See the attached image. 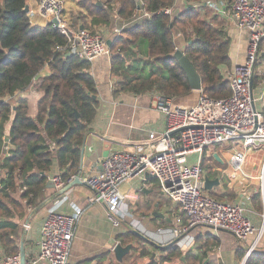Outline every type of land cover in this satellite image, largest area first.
I'll return each instance as SVG.
<instances>
[{
  "label": "trees",
  "instance_id": "obj_1",
  "mask_svg": "<svg viewBox=\"0 0 264 264\" xmlns=\"http://www.w3.org/2000/svg\"><path fill=\"white\" fill-rule=\"evenodd\" d=\"M76 1L90 13L91 25L83 23L82 27L94 32L92 26H110L117 16L130 20L140 0ZM173 1L142 0L151 16L139 26L124 29L113 42L110 52L111 76L116 79L114 95L157 91L166 98H184L192 93L190 82L174 57L175 32H181L187 42L184 51L201 76L204 93L215 99L231 94L222 72L231 65V38L225 27L209 20L208 13L197 8L186 9L178 16L165 14L163 9ZM26 4L27 0H0V150L11 115L8 138L14 145L9 155H1L5 176L0 179V257L2 253L19 252V220L26 216L29 207L36 211L43 206L53 165L58 163L66 185L78 173L85 135L99 105L98 83L89 71L91 63L61 49L68 42L67 36L51 23L33 25L24 11ZM47 64L51 73L39 79L38 88L43 94L36 116H31L28 99L15 97L29 89ZM253 202H262L259 191L253 195ZM126 233L117 236L122 245H127L129 237L142 240L132 231ZM201 241L212 249L220 245V239L209 233L196 237V243ZM151 247L152 250L143 247L141 256H153L157 250L164 254L147 264H164L184 253L186 260L202 256L204 264H208V251L202 255L196 252L202 250V245L196 250L182 249L177 242L169 246L151 243ZM243 255L244 252L238 257ZM246 264H264V248L257 246Z\"/></svg>",
  "mask_w": 264,
  "mask_h": 264
},
{
  "label": "built area",
  "instance_id": "obj_2",
  "mask_svg": "<svg viewBox=\"0 0 264 264\" xmlns=\"http://www.w3.org/2000/svg\"><path fill=\"white\" fill-rule=\"evenodd\" d=\"M37 3V14L49 18V23L67 36V44L60 48L68 55L93 61L110 54L108 40L102 31L93 32L70 25L65 13L66 0H37ZM189 8L210 9L212 16H219L248 34L244 62L236 64L230 72L224 68L231 94L215 99L201 89L196 92L193 103L159 94L156 106L166 116L165 131L162 134L150 132L148 140L133 150L111 152L101 160L102 170L88 174L84 181L93 192L90 201L107 206L114 226L121 224L120 214L126 198L122 184L138 179L141 192L146 188V175L150 174L157 179L162 194L178 206L172 228L175 237L196 228H207L225 230L239 240H247L257 229L248 215L246 204L212 197L204 188L209 172L204 163L206 150L216 144L230 151V164L235 172L242 169L250 152L264 151V49L261 47L264 0H174L163 12L177 16ZM30 12L35 13L31 9ZM150 16L140 0L133 17L122 20L121 25L114 28L115 37L124 29L142 24ZM179 37L182 38L183 34L176 32L174 40ZM76 176H72L68 183ZM51 180L58 190L66 186L60 175ZM262 183L264 198V162ZM80 214L79 208L73 213H49L42 221L38 240L25 247L24 264H69ZM263 229L264 225L261 235ZM261 235L258 234L248 253L258 246ZM244 262L245 258L242 264ZM0 264H23L21 252L2 253Z\"/></svg>",
  "mask_w": 264,
  "mask_h": 264
},
{
  "label": "crops",
  "instance_id": "obj_3",
  "mask_svg": "<svg viewBox=\"0 0 264 264\" xmlns=\"http://www.w3.org/2000/svg\"><path fill=\"white\" fill-rule=\"evenodd\" d=\"M27 4L31 10L35 11V13H29L33 25L45 26L49 23V18H44L40 14H37V0H27ZM178 5L180 6V3ZM201 12H207V18L209 20L212 19L216 23L222 25L227 24L223 18L212 16V14H210L212 13L210 9L205 8L201 10ZM114 21H116V23H114ZM122 22L123 21L120 17L117 16L114 18L110 26H100L99 28L102 29L101 31L106 35L108 41L112 40L114 42L117 39L114 34V28L120 26ZM78 26L82 27L81 24H78ZM226 31L228 34L230 32L229 36L231 38V45L229 55L232 64L234 63V65H236L244 62L248 45L247 32L245 30H238L232 25H230L228 29L226 28ZM175 43L176 50L181 49L184 51L187 44L184 36L182 38L179 37ZM236 51H239V53H236ZM111 59L110 52V54L89 61L91 63L89 71L96 78L98 83L97 99L99 105L97 108V114L90 123L89 131L86 133L84 139L85 152L83 157V182H85L84 178L88 174L102 170L101 160L111 152L133 150L139 144L148 140L150 132L162 134L166 129V116L156 106L160 94L159 92L151 91L140 95L131 93L113 94L116 79L111 76ZM224 68L222 72L225 75ZM50 73L51 69L47 64V66H45L41 73L36 77L34 84H31L26 92L18 94L15 97V99L20 97L28 99L29 114L31 116H36L38 111V101L43 94V92L37 87L39 79L46 77ZM112 84L113 86H111ZM197 91L199 90H192V93L188 96L179 98L180 101L183 103H193L196 100ZM12 120L13 115H11L10 120L5 125L6 137L5 143L0 150L1 162V155H9L10 149H14V145H12L10 141L8 143L6 142V138H8V135L10 134ZM215 154L222 159V162L216 159ZM205 158L204 165L209 170L207 176L210 179H220V184L215 185L211 190H207L204 183L206 191L212 196L211 193L216 192L217 189L223 187V180L227 177L228 187L234 185L239 189L238 197L235 200L243 201L246 204L248 215L257 229V232L247 240H239L234 234L228 231L218 230L230 233L234 240L229 241L222 239L218 249L217 259L215 261H210L208 258L207 262L208 264H242L250 247L264 225V198L263 188L260 185L263 175L264 151L250 152L242 170L237 173L230 164L231 153L225 146L220 145V147H218L215 145L209 147L206 150ZM207 159L209 160L207 161ZM1 172L2 175L0 179L5 176V170L2 168V164ZM57 175H61V169L58 163H55L48 173V180ZM146 179V188L141 192L138 190L140 185L137 181L138 179H133L132 181L122 184L121 189L126 195L123 209L125 206L131 205L132 207L130 208V211L135 215L142 214V219H149L150 224L167 223L168 228H159V230L165 238H168L171 235L174 236L171 229L174 226V217L178 213V206H176L167 196L163 195L162 192L161 195L159 194L160 191L157 187L159 184L155 177L147 178L146 175ZM258 191L261 193L263 211L257 210L253 205V195ZM91 196H93V192L86 182L74 185L63 194H61L60 190L56 187L46 185L44 205L36 212L32 220L29 222L25 235L23 232L20 234L22 237L20 238L19 236V252H21L22 245L25 248L27 245L34 244L38 240L42 221L49 213H73L79 208L81 214L78 217L75 226V236L69 264H110L112 257L116 258L117 262L121 263L123 260L119 261L117 259L114 248L117 244H121L117 236L129 231V229L121 224L119 226H114L109 217L107 206L104 203L91 202ZM156 212L164 214V216H156ZM25 227L26 225L24 228ZM135 231L136 230H133L134 233ZM206 231L211 230L207 228H196L191 230L188 234L185 233L179 238L176 237L174 240L183 249L196 250V237L199 234L207 233ZM211 232L213 233L212 235L216 234V231ZM142 240H145V237L142 238ZM148 242L152 244L154 243L146 238L145 244H148ZM258 247L264 248V229ZM243 252V257L239 258L238 254H242ZM154 257L158 258L157 253L152 256V259ZM182 259L184 260V256ZM147 263L149 262H146L145 264Z\"/></svg>",
  "mask_w": 264,
  "mask_h": 264
},
{
  "label": "rangeland",
  "instance_id": "obj_4",
  "mask_svg": "<svg viewBox=\"0 0 264 264\" xmlns=\"http://www.w3.org/2000/svg\"><path fill=\"white\" fill-rule=\"evenodd\" d=\"M65 7H66L65 13L67 14V16L69 15V22H70V25L72 27H75L77 24H83V23L85 25H89V26L91 25V18L89 17L90 13L86 9H81L80 5L78 4V2L76 0H66ZM210 14H212V13H210ZM114 23H116V21H114ZM227 24L222 25L223 27L225 25V30H226V28L228 29L230 26V24H228V25ZM92 27L95 31L101 32V30H102L97 26H92ZM229 34H230V32H229ZM243 47H244V44H243ZM261 47L264 49V42L261 44ZM236 53H239V51H236ZM234 66H235L234 63L232 64V61H231L230 66H227V65L225 66L226 71L230 72ZM37 87H39V83H38ZM225 144H227V142L223 143V145H225ZM220 145L221 144H216V146H218V147H220ZM208 160L209 159H207V161ZM241 170L242 169L238 170L237 172H240ZM260 185L262 187L263 183L261 182ZM228 186H229L228 185V179L226 177L223 180V187L220 189H217L216 192H213L212 197L219 199V200H224V201H235V199L238 197L239 189H237L234 185L231 187H228ZM157 187L160 191V192L159 191L158 192L161 195V190H160L159 186H157ZM253 205L257 210L263 211L262 202L258 205L254 204V202H253ZM131 207H132L131 205H128V206H125L124 209L121 210V214H120L121 225H123L124 227H127L129 229V231H132V232H133V230H136L139 232L142 231L141 234L145 237V240L147 238L151 242H154L155 244H157L159 246H169V245H172L176 242L174 240L176 237L171 235L170 237L165 238V237H163L161 231L159 230V228H168L167 223H162V224H155V223L153 224L152 223V224H150L149 219H145V220L142 219V217H143L142 214H139V215L133 214V212L130 211ZM38 210L35 211L33 209V207H29V209H27L26 216L23 219L19 220V221H21L20 222L21 223V230H22V233L24 232L23 233L24 235H25L26 230L28 228L29 222L32 220V218L34 217V215L36 214V212ZM25 225H26V227L24 228ZM129 231H127V232H129ZM171 232H172V229H171ZM206 232L209 233L210 236L213 234L211 231H206ZM124 234H127V233L125 232ZM215 236L220 239V244L222 242V239L229 240V241L234 240L233 236L230 233H225V232H221V231H218V232L216 231ZM21 237L22 236H20V238ZM145 240H141L140 238L135 239V238L129 237L127 239V245L132 244L131 251H129L124 256L123 261L121 263L117 262L116 258L112 257L110 264H145L146 262H150V260L152 259V256H146V257L141 256V252H142L143 247L147 246V248L152 250L151 243L148 242V244H145ZM125 245H123V246H125ZM200 245H202V250L201 251L196 250V252H198L202 255L203 251L207 250L208 254H207V257L205 258L206 262L208 261V258L210 261L211 260L215 261L217 259L218 249H219L220 245L218 247L212 249V247L207 245V243H204V241H201V242L196 243V248H199ZM155 253H157V257H160L161 254H164V251L157 250V251H155ZM183 256H184V260L182 259ZM186 258H187L186 254L184 253L182 256H176L172 261H166L164 264H204V259L202 260V256H201V259L199 257H197V258L188 257V259L186 260Z\"/></svg>",
  "mask_w": 264,
  "mask_h": 264
},
{
  "label": "water",
  "instance_id": "obj_5",
  "mask_svg": "<svg viewBox=\"0 0 264 264\" xmlns=\"http://www.w3.org/2000/svg\"><path fill=\"white\" fill-rule=\"evenodd\" d=\"M98 5H101V4L99 3ZM24 11L26 13L30 12V8H29L28 4H26V6L24 8ZM53 22L57 23L56 20H53ZM112 43H113L112 40L108 41V45L110 47L112 46ZM174 57L178 60L179 65L181 66L182 70L185 72V74H186V76H187V78H188V80L190 82V85L192 87V90H201L202 87H203L201 76L198 73V71L196 70L195 66L192 64V62L186 56L185 52L183 50H181V49H177L175 51V53H174ZM94 97H96V96H94ZM77 116H78V114H77ZM6 142L7 143L9 142V138H6ZM84 152H85V140H84V146L82 147L81 161H80V166H79V170H78L77 176H76V178L73 181L69 182L66 186H64V188H62L60 190L61 194L65 193L71 187H73L74 185H76L78 183L79 184L85 183L82 180ZM5 153H6V151H5ZM215 157H216L217 160L222 162V159L219 158V156L217 154H215ZM1 164H2V162L0 160V178H1V175H2ZM41 174L44 175L43 172ZM150 177L153 178V176H151L150 174H147V178H150ZM219 184H220V179L219 178L210 179L208 176H206V178H205V188L207 190H211L215 185H219ZM49 185L55 187V185H54V183H53V181L51 179L48 180V182H47V186H49ZM155 215L156 216H161V217L164 216V214L157 213V212H156ZM135 233L137 235H139L140 237L144 238V236L139 231H135ZM131 247H132L131 244H128L127 246H122L121 244H117L116 247L114 248V252H115V255H116L117 259L119 261H122L124 255L127 254L130 251ZM250 254H251V252H249L247 254V256L245 257L244 264L247 263ZM21 258H22V263L24 264V262H25V248H24L23 245L21 246Z\"/></svg>",
  "mask_w": 264,
  "mask_h": 264
},
{
  "label": "bare ground",
  "instance_id": "obj_6",
  "mask_svg": "<svg viewBox=\"0 0 264 264\" xmlns=\"http://www.w3.org/2000/svg\"><path fill=\"white\" fill-rule=\"evenodd\" d=\"M261 235V232L259 233V236Z\"/></svg>",
  "mask_w": 264,
  "mask_h": 264
}]
</instances>
